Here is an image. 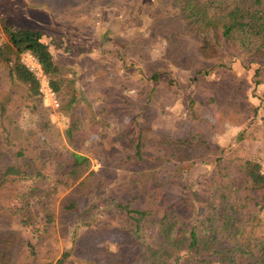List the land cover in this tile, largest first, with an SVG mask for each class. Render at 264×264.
<instances>
[{
  "label": "trees",
  "instance_id": "16d2710c",
  "mask_svg": "<svg viewBox=\"0 0 264 264\" xmlns=\"http://www.w3.org/2000/svg\"><path fill=\"white\" fill-rule=\"evenodd\" d=\"M164 1L143 2L153 10L146 15L151 23L139 42L151 48L152 39L162 33L171 43L167 52L178 48L179 59L174 62L180 65L182 60L180 68L193 73L186 82L193 89L188 102L181 101L187 108L180 120L156 133L150 108L168 94L174 97L178 90L170 88L178 81L165 66L142 71L137 96L143 101L133 104L126 113L129 119L114 133L123 154L112 163L103 159L130 169L109 195L98 192L107 179L91 168L87 155L77 151L90 143L92 134L101 136L92 121L98 115L103 120L100 115L110 112L108 105L92 114L88 129H79L70 118L78 117L77 107L84 99L77 87L64 90L59 109L69 117L64 139L41 103L37 78L19 61L21 52L30 51L52 87L62 91L63 79L58 77L62 67L47 41L51 35L43 26H12L0 18L5 35L0 43V190L5 189L0 195V222L20 219L25 228L40 230L37 243L25 238L20 226L0 230V264L5 256L4 264H264V169L233 147L245 139L258 115L234 63L245 69L256 65L254 84L262 85L264 108V0ZM118 16L122 25L131 18L137 23V2L126 5ZM108 30L99 33L100 44L87 52H106ZM117 38L115 34L108 39L114 42L107 50L117 52L121 69L127 70L132 62L120 54ZM132 41L134 46L126 49L137 53V37ZM214 71L219 77L211 80ZM164 74L171 76L164 80ZM198 82L209 88L205 96L195 99ZM122 102L125 108L131 105L127 99ZM208 105L220 120L240 126L227 147L210 144L216 126L203 114ZM24 111L29 112L31 125L23 123ZM65 190L69 191L60 207L64 214L73 215L74 250L82 249L85 233L90 243L103 232L118 235L115 250L106 245L77 252L73 258L68 252L54 262L49 252L53 201L55 193ZM125 250H130L127 259L120 256ZM22 251L27 255L20 263Z\"/></svg>",
  "mask_w": 264,
  "mask_h": 264
},
{
  "label": "rangeland",
  "instance_id": "374dc122",
  "mask_svg": "<svg viewBox=\"0 0 264 264\" xmlns=\"http://www.w3.org/2000/svg\"><path fill=\"white\" fill-rule=\"evenodd\" d=\"M144 1L0 0V18H3L7 25L43 26L51 35V38L46 37L47 41H50V48L55 60L62 67L61 75L58 77H62L63 79V90L57 92L60 106L57 109L47 107L43 104L41 97H39L42 105L49 109V119L62 132L63 137V129L69 119L68 116L59 110L64 90L73 86L77 87L81 92L80 97L84 99L80 101L77 107L78 117L76 119L70 118L71 122H74L79 129L83 127L88 129L92 121L90 120L92 114L108 105L107 110H110V112L107 114L103 112L100 115L103 117V120L99 119L98 115L95 117V121H92L95 123V128L102 133L101 136L92 134L90 143L87 144V141L86 145L84 144V146L77 148L78 152L90 158L91 168L101 173L108 181L103 186L104 190L98 191L99 194L103 192L106 195L112 194L113 187L129 176L130 169L111 166L112 164L104 162L103 159L107 157V160L112 163L118 155L123 154V150L119 146L121 142L117 141V136H114V133L129 119L126 113L132 108L133 104L143 101L140 96H137V90L142 84L139 80L142 71L144 74L147 68L149 70L155 67L163 69L165 66L167 67V71L178 81V83L170 88L178 90L174 94V97H172V94H168L164 101H159L160 99L157 97L159 102L154 103L150 108L155 116L151 120V124L153 131L156 133L171 128L180 120L181 113L187 108L182 105L181 101L188 102V93L193 89V86L188 87L186 84L189 81L188 77L193 73L188 70L186 71L184 66L180 68L182 60L180 61V65H178L179 62H174L179 59L178 48L173 46L167 52L165 49L169 46L171 47V43L163 39L162 33L161 38L159 37L157 40L152 39L154 42H151V48L146 45L143 46L139 42L142 41L145 35L146 27L151 23L146 15L152 13L153 10L151 6L148 8L143 6ZM135 2H137V15H140L138 16V22H133L134 18H131L129 22L122 25L123 22L118 14L124 12L126 5H133ZM164 3L166 4L165 1ZM167 7L172 9V6L167 5ZM139 19H142L141 22H139ZM123 26L124 28H121ZM104 29L108 30L104 34V37H106L104 49L106 52L95 54L87 52V50L91 51L100 44L99 33L105 31ZM115 34L118 37L117 39L121 40L119 42L121 44L120 48H122L120 54L124 55L127 63L132 62V65L127 70L121 69L123 65L117 52L112 51L110 53L107 50V47L113 48L114 40L108 39L112 38ZM134 37H137V48H141V51L139 52L138 49L137 53L132 50L127 51L126 49L127 47H131V44L134 46V43H132ZM4 40L5 35H3L0 26V43L4 42ZM233 68L236 75L245 80L244 88L246 94L249 95V100L253 105L258 106L257 122L248 129L249 133H246L245 139L239 142V144H234L233 147L237 153L255 158L264 169V108L260 100L263 88L261 84L257 86L254 84L255 77L253 73L256 65L252 64L251 68L245 69L238 63H234ZM170 74H164V80H167L171 76ZM218 77L217 71H214L209 76V79L215 80ZM208 88L203 83L198 82L196 95L194 96L195 99L205 94ZM123 99L130 101L131 105L125 108L122 102ZM161 106L162 108H160ZM202 111L205 117L216 126V131L212 132L210 144L214 147H219L218 149L229 146V142L234 139L240 126L234 122L220 120L218 113L211 105L203 108ZM30 117L29 112L24 111L22 117L23 123L29 125L31 122ZM92 141L94 143H91ZM108 146L110 149H108ZM224 155L227 154L224 153ZM6 189H9V187ZM68 191H58L54 195L55 221L50 237L52 246L49 249L51 255L55 256L54 262L60 259L64 253L68 252H71V257L73 258V255H76L77 252L93 251L106 247V245L111 247V250H115L118 247L116 243L119 237L111 232L96 234L95 241L90 243L88 242L89 233H85L83 236L85 241L80 245L82 249L74 250L73 243L71 242L73 215L64 214L60 207L61 199ZM4 192L5 189L0 190V195L4 194ZM18 226L22 228L25 238L29 239L32 243H37L40 233L37 227L25 228L20 219L10 224L0 222V230L2 231L18 228ZM85 228L89 231V227ZM38 251L40 250L38 249ZM129 251H123L120 254L121 258L127 259ZM26 255L27 252L22 251L18 257L20 263L24 261ZM4 262H6V256L2 259V264ZM65 264L72 263L66 262Z\"/></svg>",
  "mask_w": 264,
  "mask_h": 264
},
{
  "label": "built area",
  "instance_id": "2783aa9c",
  "mask_svg": "<svg viewBox=\"0 0 264 264\" xmlns=\"http://www.w3.org/2000/svg\"><path fill=\"white\" fill-rule=\"evenodd\" d=\"M19 61L37 78L38 94L45 106L57 109L60 106V99L57 91L52 87L49 77L42 71L37 58L28 50L19 54Z\"/></svg>",
  "mask_w": 264,
  "mask_h": 264
}]
</instances>
